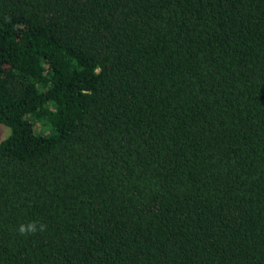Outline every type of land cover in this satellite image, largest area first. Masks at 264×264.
Returning a JSON list of instances; mask_svg holds the SVG:
<instances>
[{"label":"trees","instance_id":"1","mask_svg":"<svg viewBox=\"0 0 264 264\" xmlns=\"http://www.w3.org/2000/svg\"><path fill=\"white\" fill-rule=\"evenodd\" d=\"M0 123V264H264V0H0Z\"/></svg>","mask_w":264,"mask_h":264},{"label":"rangeland","instance_id":"2","mask_svg":"<svg viewBox=\"0 0 264 264\" xmlns=\"http://www.w3.org/2000/svg\"><path fill=\"white\" fill-rule=\"evenodd\" d=\"M32 126H33V131L36 133L47 134L50 132V128H47V127H43V128L39 127V129H37V126H38L37 122L33 121ZM7 134H8V127L0 123V140H2Z\"/></svg>","mask_w":264,"mask_h":264},{"label":"clouds","instance_id":"3","mask_svg":"<svg viewBox=\"0 0 264 264\" xmlns=\"http://www.w3.org/2000/svg\"><path fill=\"white\" fill-rule=\"evenodd\" d=\"M35 230V226L30 224L27 228H25L24 225H21L20 227V232L21 233H25V232H29V231H34Z\"/></svg>","mask_w":264,"mask_h":264}]
</instances>
